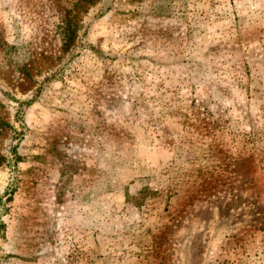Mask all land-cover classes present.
<instances>
[{
	"label": "rangeland",
	"instance_id": "obj_1",
	"mask_svg": "<svg viewBox=\"0 0 264 264\" xmlns=\"http://www.w3.org/2000/svg\"><path fill=\"white\" fill-rule=\"evenodd\" d=\"M0 264H264V0H0Z\"/></svg>",
	"mask_w": 264,
	"mask_h": 264
},
{
	"label": "trees",
	"instance_id": "obj_2",
	"mask_svg": "<svg viewBox=\"0 0 264 264\" xmlns=\"http://www.w3.org/2000/svg\"><path fill=\"white\" fill-rule=\"evenodd\" d=\"M3 230H4V224L2 223L0 219V234L2 233Z\"/></svg>",
	"mask_w": 264,
	"mask_h": 264
}]
</instances>
